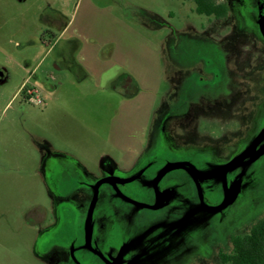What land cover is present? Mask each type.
<instances>
[{"label": "rangeland", "instance_id": "obj_1", "mask_svg": "<svg viewBox=\"0 0 264 264\" xmlns=\"http://www.w3.org/2000/svg\"><path fill=\"white\" fill-rule=\"evenodd\" d=\"M227 1V16L214 19L190 0H0V264H71L65 242L83 232L90 185L123 174L119 165L133 172L186 158L207 179L209 202L220 201L217 168L264 125V41L248 1ZM87 39L115 41L103 51L114 50L112 61L80 52ZM217 73L231 78L229 94L195 101ZM236 170L239 195L209 213L187 172L171 170L165 179L183 196L174 203L190 218L137 264H220L230 235L264 216V154ZM141 185L133 196L148 202ZM111 208L144 226L163 214L125 204L104 184L95 213Z\"/></svg>", "mask_w": 264, "mask_h": 264}, {"label": "flooded vegetation", "instance_id": "obj_2", "mask_svg": "<svg viewBox=\"0 0 264 264\" xmlns=\"http://www.w3.org/2000/svg\"><path fill=\"white\" fill-rule=\"evenodd\" d=\"M217 1L226 4L228 14V1ZM247 1L250 6V20L260 38L264 41V0ZM227 14L224 17H226ZM1 70L2 69L0 68V71ZM216 77L217 78H212V86H215L214 89L209 92L195 91V94H197L196 98H198L195 101H199V98L203 97L205 99L208 97L215 99L218 95L227 96L229 94L227 86L231 78H223L219 73L216 74ZM2 80L3 78H0V83ZM201 80H203V78H201ZM122 86L125 90L124 92L126 96H130L135 88L132 78L124 79ZM262 129H264V125L246 147L217 168L221 198L216 204H211L207 199V193L210 189V185L206 182L207 179L203 176L201 170H199L192 161L186 158L165 160L163 162H149L133 172L131 171L133 168L132 165H119L117 170L121 171L123 174H117L112 170H109L106 176L98 180L104 181L97 187L96 201L89 219V235H86L85 222L91 201L85 212L86 214L83 221V232L81 236H70L65 242V247L70 255L71 264H137V261L147 263L146 260L151 255L155 246L159 242H163L167 232L180 231L182 226H179L178 222H184L187 218H190V214H185V209L174 203L176 199H183V196L177 188V184L169 179H165L166 175L173 169H183L191 178L197 205L200 207L202 213L221 211L224 207L219 210H213L212 208L221 205L226 195L229 197L230 202H233L239 195L243 187V178L240 176L238 170L233 171V169H240L245 165L243 162L250 158V149ZM255 152L259 153L258 157L264 154V134L256 143ZM240 155L242 157L237 161L239 165L231 167L224 172L223 169L225 165L233 158ZM168 163H184V165L182 167L171 168L159 175L162 168ZM143 182L147 184L148 191L151 195L148 202L140 201L133 196V192L136 189L141 188ZM96 183L90 185L92 190L91 200L94 195V186ZM104 184H106L110 191L125 204L142 209L154 211L161 210L163 214L160 218L149 222L145 226L137 225L133 220H130L115 208H111L107 212L96 215L95 207L98 200L99 190ZM138 203L148 206L159 204V207L156 209L140 207ZM41 220V215L38 216V214L34 213L32 221L40 222ZM125 227H128L129 231L123 230ZM118 231H121L119 235Z\"/></svg>", "mask_w": 264, "mask_h": 264}, {"label": "trees", "instance_id": "obj_3", "mask_svg": "<svg viewBox=\"0 0 264 264\" xmlns=\"http://www.w3.org/2000/svg\"><path fill=\"white\" fill-rule=\"evenodd\" d=\"M190 1L195 13L208 18H223L228 11L226 4L217 0ZM134 84L131 96L138 92L136 82ZM230 243V252L218 254L220 264H264V216L253 222L247 232L230 235Z\"/></svg>", "mask_w": 264, "mask_h": 264}, {"label": "water", "instance_id": "obj_4", "mask_svg": "<svg viewBox=\"0 0 264 264\" xmlns=\"http://www.w3.org/2000/svg\"><path fill=\"white\" fill-rule=\"evenodd\" d=\"M5 76H6V73H5V71L2 69V70L0 71V78H3V80H4ZM3 80H2V82H3ZM263 134H264V129L261 130V132L259 133V135H258V137H257V139H256V141H255V143L252 145V147H251V149H250V158H249L247 161L243 162V164H247V163H249V162L255 160V159L259 156V153L255 152V145H256V143L260 140V138L262 137ZM241 157H242V156L240 155V156H237V157L233 158L230 162H228V163L225 165L223 171L225 172L227 169L239 165V164L237 163V161H238ZM241 164H242V163H241ZM183 165H184V163H168V164H166V165L162 168V171L160 172L159 175H161L162 173H164L165 171H167V170H169V169H171V168L182 167ZM103 181H104V180H100V181H98V182L96 183V185L94 186V190H95V191H94V195H93V198H92V200H91V203H90V206H89V209H88V213H87V217H86V222H85V226H86V235H87V236H88L89 233H90V232H89V229H90V228H89V219H90V216H91V213H92V209H93L94 204H95V201H96L97 187H98V185H99L101 182H103ZM229 202H230V199H229V197L226 195L224 201L222 202V204L219 205L218 207H213L212 209H213V210H219V209L225 207ZM138 205H139L140 207H149V208H152V209H156V208L159 207V204H154V205H150V206H148V205H144V204L138 203Z\"/></svg>", "mask_w": 264, "mask_h": 264}, {"label": "crops", "instance_id": "obj_5", "mask_svg": "<svg viewBox=\"0 0 264 264\" xmlns=\"http://www.w3.org/2000/svg\"><path fill=\"white\" fill-rule=\"evenodd\" d=\"M70 25H71V21H69L68 24L61 29L60 34L58 36L61 37L64 34L65 31H68ZM75 36H73V37H75ZM108 47H110V50H112L113 48L115 49V47H116L115 41H113V40H111V41H102L100 44L97 45V44H93V42L92 43L89 42V40L87 39V41L85 40L84 42H82L79 51L83 52V51H85L88 48L90 50L93 48L94 50L93 49L92 50L94 51V55H95L96 61L99 62L101 65H103L106 62L112 61V59L114 57V52H113L114 50L112 51L111 54H109V52L104 54V52H103L104 49L105 48L108 49ZM83 67L88 69L89 66L86 67L83 64ZM126 73H127V76L125 78H133V74L131 73V71L129 69H126Z\"/></svg>", "mask_w": 264, "mask_h": 264}]
</instances>
